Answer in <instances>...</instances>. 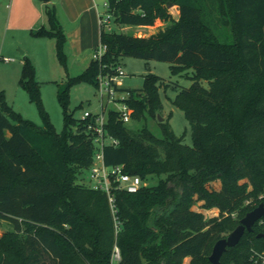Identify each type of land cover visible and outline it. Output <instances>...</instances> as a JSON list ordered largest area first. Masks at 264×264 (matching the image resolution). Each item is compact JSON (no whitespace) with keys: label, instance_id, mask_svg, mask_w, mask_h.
<instances>
[{"label":"trees","instance_id":"16d2710c","mask_svg":"<svg viewBox=\"0 0 264 264\" xmlns=\"http://www.w3.org/2000/svg\"><path fill=\"white\" fill-rule=\"evenodd\" d=\"M106 1L121 27L170 23L148 36L101 28L102 60L92 58L58 90L61 132L43 105L36 66L24 55L19 85L43 124L23 118L0 92V222L9 225L0 237V264H114L116 246V264H213L215 242L264 203V0ZM46 16L48 25L32 34L55 37L63 57L66 38L55 4ZM122 56L168 61L174 74L194 69L192 84L173 100L190 122L193 143L185 144L168 121L160 122L159 137L112 112L106 126L118 144L104 146L105 163L124 164L150 181L135 193L115 189L114 213L107 193L84 181L96 150L94 118L75 116L68 100L73 81L96 85L100 71ZM162 84L168 86L149 71L141 89H128L133 119L147 112L158 118ZM215 181L220 189L210 187ZM200 201L219 214L194 209ZM260 233L258 220L219 264H264Z\"/></svg>","mask_w":264,"mask_h":264},{"label":"rangeland","instance_id":"374dc122","mask_svg":"<svg viewBox=\"0 0 264 264\" xmlns=\"http://www.w3.org/2000/svg\"><path fill=\"white\" fill-rule=\"evenodd\" d=\"M81 1V0H79ZM105 0H92L91 3L97 15L98 20V35L94 37V42L91 47H87V37L82 36L78 30H71L65 28L63 22L66 20V12L64 8L60 9L59 19L65 32V44L63 47L64 56L60 57L57 51L56 38L47 36H36L32 31H13L9 30L7 33L4 30L3 19H0V92H3L6 101L14 110L22 115L23 118L29 119L38 125L43 124L41 114L37 104L31 100L29 93L19 85V78L21 76L22 51L29 50L34 55L36 66V77L41 83V97L43 105L47 110L52 123L57 132H61L64 126L63 107L58 100V90L64 84L71 81L75 76L84 72L90 65L93 54L100 46V14H108L105 6ZM58 0L55 1V4ZM86 3V2H85ZM81 2L79 3V5ZM80 8V7H79ZM80 10V9H79ZM170 12L173 16L179 17L180 11L177 5L170 7ZM111 22L107 25L108 28L114 30H121L128 34H138V27L131 26L129 28H121L115 21V17L111 16ZM170 21L158 20L154 27L150 30L157 32L159 29L166 27ZM46 25L48 21L46 18ZM42 26V25H41ZM39 26V28L41 27ZM38 28V29H39ZM143 35H150L152 32L143 29ZM6 34H5V33ZM16 42V43H12ZM6 46L12 45L11 48L15 51L17 56L11 52L2 50L3 44ZM28 55V54H25ZM10 56L11 60H5L4 57ZM119 64L124 68L126 75L119 78L120 87L126 89H141L143 86L144 75L151 71L162 78L165 84L159 87L160 98L163 104L160 115L162 120L150 115L148 112L141 119H131L126 125L138 129L146 125L154 134L159 137L163 136L162 126L160 122L168 121L170 129L173 133L182 137V140L187 145H192V129L189 120L186 118L184 111L173 103L177 93L183 87H189L193 80L194 69L174 74L171 71V63L161 60H146L133 56H122L119 59ZM203 85L207 86V81H203ZM69 109L73 111L75 116L82 117L85 109L97 112L99 110V96L97 88L94 83L86 80H75L72 83L69 94ZM88 106L85 107V104ZM170 115V118H169ZM87 178L84 180L88 183ZM157 179H153L151 183H155ZM211 188L220 189L221 182L215 181L210 184ZM202 201L193 206L194 209L201 211L205 216H216L219 214V209L216 207L205 209L201 206ZM9 228L5 221L0 222V237ZM116 264V260L114 261Z\"/></svg>","mask_w":264,"mask_h":264},{"label":"built area","instance_id":"2783aa9c","mask_svg":"<svg viewBox=\"0 0 264 264\" xmlns=\"http://www.w3.org/2000/svg\"><path fill=\"white\" fill-rule=\"evenodd\" d=\"M106 14H100L101 28L106 30H112L107 27L110 24L113 12L109 9V4L105 0ZM106 52V45L100 43V46L96 48L93 58L96 60H102L104 53ZM5 60H11L10 57H4ZM107 65H104L106 68ZM124 68L118 64L116 67L109 69H103L97 76L96 88L99 96V110L97 112L85 109L82 118L93 117L94 122L89 123V129L94 134V142L96 150L94 153L93 163L89 169L88 185L104 190L108 195V200L112 209V212L116 211L114 190L119 189L130 193H135L140 188L148 186L150 181L143 179L139 175H133L125 171L124 164L108 165L104 160V146L106 144H118V140L113 137L107 130V122L109 115L115 113L118 120L127 124L133 119L134 108L129 104L128 100L131 96V92L126 89H122L119 84V78L126 75ZM260 224L264 225V218L259 219ZM120 259V250L116 246L113 253V260Z\"/></svg>","mask_w":264,"mask_h":264},{"label":"crops","instance_id":"0c3cea01","mask_svg":"<svg viewBox=\"0 0 264 264\" xmlns=\"http://www.w3.org/2000/svg\"><path fill=\"white\" fill-rule=\"evenodd\" d=\"M91 1L92 0H58V3L55 4L53 0H0V19H3L2 21L5 25L4 30L6 33L9 30L28 31L38 29L41 25L47 26L46 8L47 6L55 4L58 16L59 12H61L60 9L63 10L62 7L67 13V21L63 22L64 27L70 28L71 30L73 29L75 31L78 30V32H80L82 36L87 37L86 43L83 44L87 47H91L94 42V37H96L99 32L97 15ZM80 2L81 4L79 5ZM125 27L129 28L131 27V25L122 26L121 28ZM135 27H138V34L135 35L146 36L142 34L144 31L143 29L151 31L150 29L154 26ZM11 46L12 45L6 46L4 43L2 50L11 52L12 54H14V56H17ZM25 54H28L27 56H29L35 64L34 55L30 53L29 50L22 51V58L20 60V63L23 64V57ZM1 55L4 56L2 53Z\"/></svg>","mask_w":264,"mask_h":264},{"label":"water","instance_id":"95a60500","mask_svg":"<svg viewBox=\"0 0 264 264\" xmlns=\"http://www.w3.org/2000/svg\"><path fill=\"white\" fill-rule=\"evenodd\" d=\"M54 2L56 0H53ZM88 106V103L85 104V107ZM159 120H162V116L159 114ZM261 218H264V203L261 202L254 209L249 211L241 220L238 226L233 230L228 231L227 235L219 238L212 249V252L209 256L210 261L213 264H219L220 259L224 252L228 250L229 247L236 246L241 240L244 232L246 230L253 231L254 224ZM258 236L264 237V233H260Z\"/></svg>","mask_w":264,"mask_h":264}]
</instances>
